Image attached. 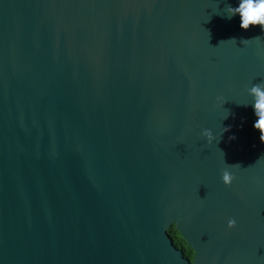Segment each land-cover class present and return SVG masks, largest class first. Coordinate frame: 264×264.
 <instances>
[{"label":"water","instance_id":"95a60500","mask_svg":"<svg viewBox=\"0 0 264 264\" xmlns=\"http://www.w3.org/2000/svg\"><path fill=\"white\" fill-rule=\"evenodd\" d=\"M238 4L0 0V264H264V31Z\"/></svg>","mask_w":264,"mask_h":264},{"label":"clouds","instance_id":"9594fccd","mask_svg":"<svg viewBox=\"0 0 264 264\" xmlns=\"http://www.w3.org/2000/svg\"><path fill=\"white\" fill-rule=\"evenodd\" d=\"M224 12L227 14L226 18L228 19L239 15L240 28L242 30L247 31L250 27L259 26L261 30L264 31V0H239L238 7L226 5ZM231 41L236 42L235 39H231ZM248 42L249 40L241 41L244 46L247 45ZM247 91L248 95L253 98L252 108L256 117L253 127L260 133V142L264 144V82L253 84ZM227 116L228 113L226 112L224 118H227ZM227 131H229L228 128H223L222 133ZM202 136L209 145L219 140L214 137L210 130H204ZM230 139H235V137H230ZM234 179L235 176L227 168L222 171L221 180L225 187H231ZM235 227L236 221L234 219H229L227 228L233 229Z\"/></svg>","mask_w":264,"mask_h":264},{"label":"trees","instance_id":"16d2710c","mask_svg":"<svg viewBox=\"0 0 264 264\" xmlns=\"http://www.w3.org/2000/svg\"><path fill=\"white\" fill-rule=\"evenodd\" d=\"M168 235L172 239L174 246L177 249H180L183 253V256L191 261L193 258L192 250L185 245V243L182 241L179 234L174 230L173 227L168 231Z\"/></svg>","mask_w":264,"mask_h":264}]
</instances>
